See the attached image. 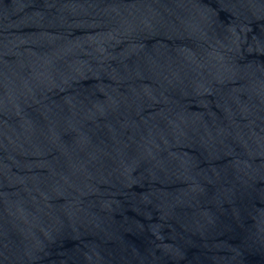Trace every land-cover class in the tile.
<instances>
[{"label":"water","instance_id":"1","mask_svg":"<svg viewBox=\"0 0 264 264\" xmlns=\"http://www.w3.org/2000/svg\"><path fill=\"white\" fill-rule=\"evenodd\" d=\"M0 264H264V0H0Z\"/></svg>","mask_w":264,"mask_h":264}]
</instances>
